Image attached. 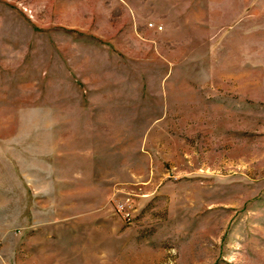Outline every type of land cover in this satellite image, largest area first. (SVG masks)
<instances>
[{
  "label": "rangeland",
  "instance_id": "rangeland-1",
  "mask_svg": "<svg viewBox=\"0 0 264 264\" xmlns=\"http://www.w3.org/2000/svg\"><path fill=\"white\" fill-rule=\"evenodd\" d=\"M0 264H264V0H0Z\"/></svg>",
  "mask_w": 264,
  "mask_h": 264
},
{
  "label": "built area",
  "instance_id": "built-area-1",
  "mask_svg": "<svg viewBox=\"0 0 264 264\" xmlns=\"http://www.w3.org/2000/svg\"><path fill=\"white\" fill-rule=\"evenodd\" d=\"M130 210L131 207L127 202L119 203L115 205V211L122 215V217L126 220L130 219Z\"/></svg>",
  "mask_w": 264,
  "mask_h": 264
}]
</instances>
